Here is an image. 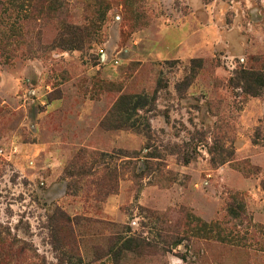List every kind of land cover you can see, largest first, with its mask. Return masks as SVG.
<instances>
[{
  "label": "rangeland",
  "instance_id": "rangeland-1",
  "mask_svg": "<svg viewBox=\"0 0 264 264\" xmlns=\"http://www.w3.org/2000/svg\"><path fill=\"white\" fill-rule=\"evenodd\" d=\"M242 70L264 0H0V264H264Z\"/></svg>",
  "mask_w": 264,
  "mask_h": 264
},
{
  "label": "trees",
  "instance_id": "trees-1",
  "mask_svg": "<svg viewBox=\"0 0 264 264\" xmlns=\"http://www.w3.org/2000/svg\"><path fill=\"white\" fill-rule=\"evenodd\" d=\"M237 86H239L246 94L251 95L253 97H257L260 96L263 93L264 90V75L261 73H257L255 71H247V70H242L239 75L237 76ZM240 83V85H239ZM129 98H123L121 100V103L124 102L125 100L130 101L127 109H132L134 111L136 110H140L142 108H144L145 106H149L151 104V102H153L155 100L154 99H149V97L147 96H136V97H132L128 100ZM126 109V110H127ZM129 128H136L135 125H129ZM91 158L93 159H105V157H107V155L105 154H91L90 155ZM108 166V165H107ZM107 170L108 167H105ZM89 172H91V168L89 169ZM91 173H94L93 171ZM107 174L112 175L111 178H114L115 176H113L115 173H111L108 172ZM106 174V175H107ZM110 180H113L111 179ZM122 248V247H121ZM123 249H127L125 248V246L123 247Z\"/></svg>",
  "mask_w": 264,
  "mask_h": 264
}]
</instances>
